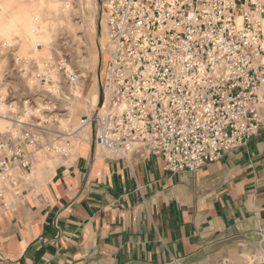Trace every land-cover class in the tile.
Segmentation results:
<instances>
[{
	"label": "built area",
	"instance_id": "2783aa9c",
	"mask_svg": "<svg viewBox=\"0 0 264 264\" xmlns=\"http://www.w3.org/2000/svg\"><path fill=\"white\" fill-rule=\"evenodd\" d=\"M101 19L107 60L95 110L80 120L95 145L127 162L134 150L157 154L178 173L245 145L264 126V0H101ZM50 64L32 74L23 69V80L36 79L46 91ZM60 69L69 83L77 78ZM6 106L3 205L4 190L28 180L39 142L36 125ZM47 144L64 157L73 148L69 139Z\"/></svg>",
	"mask_w": 264,
	"mask_h": 264
},
{
	"label": "crops",
	"instance_id": "0c3cea01",
	"mask_svg": "<svg viewBox=\"0 0 264 264\" xmlns=\"http://www.w3.org/2000/svg\"><path fill=\"white\" fill-rule=\"evenodd\" d=\"M50 162L35 160L48 177L4 190L0 264H264V126L194 171L80 137Z\"/></svg>",
	"mask_w": 264,
	"mask_h": 264
},
{
	"label": "rangeland",
	"instance_id": "374dc122",
	"mask_svg": "<svg viewBox=\"0 0 264 264\" xmlns=\"http://www.w3.org/2000/svg\"><path fill=\"white\" fill-rule=\"evenodd\" d=\"M106 52L101 0H0V113L8 116L6 104L11 103L10 109L18 113L19 119L38 128L39 142L30 157L29 183L48 177L54 170L44 168L35 173L36 158L40 164L51 163V158H65L48 149V142L61 146L69 139L73 151L68 157L74 156L79 139L64 137V133L92 116L95 105H91L90 98L99 93ZM46 61L59 78L56 95L42 91L33 78L28 83L23 80V69L32 74ZM61 67L73 71L77 80L69 83ZM70 105L74 110L69 115ZM2 119L0 127L4 128L9 123L7 118ZM78 130L73 131L78 137L93 139L90 126L82 133Z\"/></svg>",
	"mask_w": 264,
	"mask_h": 264
},
{
	"label": "bare ground",
	"instance_id": "6f19581e",
	"mask_svg": "<svg viewBox=\"0 0 264 264\" xmlns=\"http://www.w3.org/2000/svg\"><path fill=\"white\" fill-rule=\"evenodd\" d=\"M38 68H39V66H38ZM52 68H54V67L51 64H50V67H47L46 74L48 76V79L46 80L43 88L48 93H52V94H55L56 95L58 93L59 87H60L59 86V78H58L57 72H55L54 70H52ZM39 69H41V68H39ZM51 73H52V75L50 76ZM76 80H77V78L74 79V81H72V82H75ZM35 82H36V84L38 86H40V83H39L38 80L35 79ZM97 99H98V95L96 93H93L91 95V98H90L91 105L94 106L96 104V102H97ZM68 108H69V115H70L73 112V110H74V106L73 105H70ZM22 122H24V121H22ZM67 131H68L67 134L64 133V137H70V138L71 137H75V139H77V138L79 139L78 135L77 134H74L73 131L70 132L69 128H67Z\"/></svg>",
	"mask_w": 264,
	"mask_h": 264
}]
</instances>
